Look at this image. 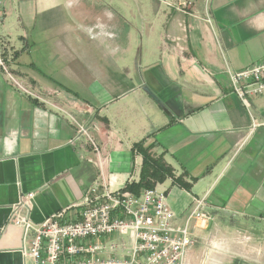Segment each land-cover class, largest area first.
I'll return each instance as SVG.
<instances>
[{
    "label": "crops",
    "instance_id": "obj_1",
    "mask_svg": "<svg viewBox=\"0 0 264 264\" xmlns=\"http://www.w3.org/2000/svg\"><path fill=\"white\" fill-rule=\"evenodd\" d=\"M118 2L3 8L0 53L29 93L0 67V264H34L18 205L35 224L80 219L97 180L140 182V143L172 169L154 189L176 225L205 199L185 264H264V94L248 109L230 79L264 60V0ZM75 122L98 124L99 155Z\"/></svg>",
    "mask_w": 264,
    "mask_h": 264
},
{
    "label": "built area",
    "instance_id": "obj_2",
    "mask_svg": "<svg viewBox=\"0 0 264 264\" xmlns=\"http://www.w3.org/2000/svg\"><path fill=\"white\" fill-rule=\"evenodd\" d=\"M7 1L0 0V20ZM0 67L9 74L1 53ZM10 79L29 93L16 78L10 75ZM230 79L233 92L249 109L248 99L264 94V60L230 73ZM75 123L78 137H86L99 155L100 147L93 136L100 129L98 124ZM103 164L99 162L100 168ZM204 200L194 199L193 210L179 226L163 192L146 189L135 195L124 188L111 190L104 181L97 180L86 191L78 220L65 219L63 209L35 224L26 212H21L26 208L21 203L9 221L23 228L26 236L31 234L27 255L34 264H185L196 242L192 227L208 224ZM115 235L120 241L112 239Z\"/></svg>",
    "mask_w": 264,
    "mask_h": 264
},
{
    "label": "trees",
    "instance_id": "obj_3",
    "mask_svg": "<svg viewBox=\"0 0 264 264\" xmlns=\"http://www.w3.org/2000/svg\"><path fill=\"white\" fill-rule=\"evenodd\" d=\"M143 143L136 145V148L144 155V164L141 171L139 183L129 184L124 189L135 195H139L140 189H154L156 182H159L172 175V169L163 160L157 159L150 151V147L144 148Z\"/></svg>",
    "mask_w": 264,
    "mask_h": 264
},
{
    "label": "rangeland",
    "instance_id": "obj_4",
    "mask_svg": "<svg viewBox=\"0 0 264 264\" xmlns=\"http://www.w3.org/2000/svg\"><path fill=\"white\" fill-rule=\"evenodd\" d=\"M76 1V0H75ZM104 1V0H103ZM126 1V0H125ZM123 2V0H119V2H118V11H119V13L121 14V12H122V9H121V3ZM80 21V20H79ZM77 24H79V22L77 23ZM120 29L121 30H123L124 28L123 27H121L120 26ZM121 30H120V32H121ZM124 44V42L121 40L120 41V46H122ZM119 52V54L121 55V49L118 51ZM129 58V60L131 59L130 58V56L128 57ZM112 238H114L115 240L116 239H118L119 237L117 236V235H115V236H113Z\"/></svg>",
    "mask_w": 264,
    "mask_h": 264
}]
</instances>
